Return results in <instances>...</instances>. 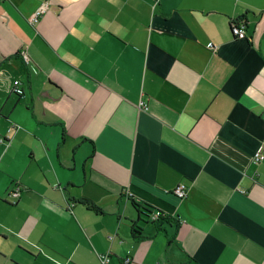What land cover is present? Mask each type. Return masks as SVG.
Masks as SVG:
<instances>
[{
    "label": "crops",
    "instance_id": "crops-1",
    "mask_svg": "<svg viewBox=\"0 0 264 264\" xmlns=\"http://www.w3.org/2000/svg\"><path fill=\"white\" fill-rule=\"evenodd\" d=\"M260 154L264 0H0V264H264Z\"/></svg>",
    "mask_w": 264,
    "mask_h": 264
},
{
    "label": "built area",
    "instance_id": "built-area-1",
    "mask_svg": "<svg viewBox=\"0 0 264 264\" xmlns=\"http://www.w3.org/2000/svg\"><path fill=\"white\" fill-rule=\"evenodd\" d=\"M46 11V5L42 6L38 11H36V13L29 19L31 24H35L38 22L39 18L41 17V15ZM230 29H231V33L234 35V37H236L237 39L240 40H244L245 38V34L243 32V30L241 29V25L237 22V21H233L230 25ZM209 47H211V45H209ZM21 57L22 60L26 63H28L29 61V57L28 54L25 51L21 52ZM15 86L19 85L18 81L14 82ZM18 91V90H17ZM16 91V92H17ZM264 159L263 155H257L256 156V162L261 161ZM187 191H188V187L184 184L179 185L175 190H174V194L178 197V198H184L187 195ZM20 187L17 186L15 187V189L13 190V194L14 196H19L20 195ZM158 213L154 215L153 219H155L157 217ZM109 259L106 258L103 260L104 263H106V261H108ZM129 262V259L126 261V263Z\"/></svg>",
    "mask_w": 264,
    "mask_h": 264
},
{
    "label": "trees",
    "instance_id": "trees-1",
    "mask_svg": "<svg viewBox=\"0 0 264 264\" xmlns=\"http://www.w3.org/2000/svg\"><path fill=\"white\" fill-rule=\"evenodd\" d=\"M129 201H131L134 204V206L137 209H139V212L148 215L149 218H150V216L155 215V214L158 213L157 217L153 220V224L156 225V227L158 229H160L163 226L164 221H168V219L166 218V216L162 212L155 211L153 209L151 210V208H149V207H147L145 205H140L133 198H129ZM131 228H132V231H131L132 237L134 239H136V240L137 239H141L142 238V228L137 226L135 221L132 222V227Z\"/></svg>",
    "mask_w": 264,
    "mask_h": 264
},
{
    "label": "bare ground",
    "instance_id": "bare-ground-1",
    "mask_svg": "<svg viewBox=\"0 0 264 264\" xmlns=\"http://www.w3.org/2000/svg\"><path fill=\"white\" fill-rule=\"evenodd\" d=\"M43 6H44V5H43ZM41 7H42V6H41ZM41 7H40V8H41ZM40 8H38L36 11H38ZM46 10H47V5H46ZM45 12H46V11H45ZM45 12H44V13H45ZM35 13H36V12H35ZM35 13H34V14H35ZM44 13H43V14H44ZM34 14H33V15H34ZM43 14H42V15H43ZM33 15H32V16H33ZM42 15H41V17H42ZM32 16H31V17H32ZM31 17H30V18H31ZM41 17H40V18H41ZM40 18H39V20H40ZM39 20H38V21H39ZM233 21H237V22L241 25V29L243 30V32H244V34H245V38H246V33H245L246 20H244V19H232V20L230 21V25H231V23H232ZM29 22H30V21H29ZM30 24H31V23H30ZM35 24H36V23H35ZM35 24H34V25H35ZM32 25H33V24H32ZM28 57H29V56H28ZM29 62H30V57H29V61H28V63H26V62H25V63H26V64H29ZM17 81H18V80H17ZM18 82H19V81H18ZM19 85H20V82H19ZM19 85H18V86H15L14 83H13V87H14L13 89H14V91H17V90L19 89ZM141 105L143 106V103H142ZM260 155H262V154H260ZM263 160H264V159H263ZM261 161H262V160H261ZM258 162H260V161H258ZM182 184H184V183H182ZM180 185H181V184H180ZM184 185H186V184H184ZM178 186H179V185H178ZM178 186H177V187H178ZM186 186H187V185H186ZM177 187H176V188H177ZM187 187H188V186H187ZM176 188H175V189H176ZM175 189H174V190H175ZM174 190L172 191L173 194H174ZM188 190H189V188H188ZM187 193H188V191H187ZM174 195H175V194H174ZM175 196H176V195H175ZM186 196H187V195H186ZM186 196H185V197H186ZM176 197H177V196H176ZM185 197H184V198H185ZM177 198H178V197H177ZM184 198H179V199H184ZM153 217H154V215L150 216V218H151L152 221L154 220ZM108 259H109V258H108Z\"/></svg>",
    "mask_w": 264,
    "mask_h": 264
},
{
    "label": "rangeland",
    "instance_id": "rangeland-1",
    "mask_svg": "<svg viewBox=\"0 0 264 264\" xmlns=\"http://www.w3.org/2000/svg\"><path fill=\"white\" fill-rule=\"evenodd\" d=\"M84 204V202H82Z\"/></svg>",
    "mask_w": 264,
    "mask_h": 264
}]
</instances>
